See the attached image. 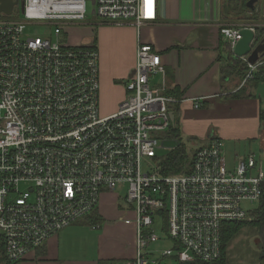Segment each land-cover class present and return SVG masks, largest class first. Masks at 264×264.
Segmentation results:
<instances>
[{
	"label": "built area",
	"instance_id": "1",
	"mask_svg": "<svg viewBox=\"0 0 264 264\" xmlns=\"http://www.w3.org/2000/svg\"><path fill=\"white\" fill-rule=\"evenodd\" d=\"M22 2L23 19L0 20L4 264L27 260L63 230L98 213L105 195H115L121 220L136 231L135 258L125 264L219 261L225 224L249 220L251 205L264 195V159L250 155L229 165L226 145L215 137L193 153L188 150L192 159L181 172L161 174L166 157L160 158L158 151L160 143L170 141L171 115L185 102L199 110L207 98L167 95L165 83L152 87L153 77H165L162 56L139 40L135 75L125 83L126 99L116 113L103 115L97 45L94 40L88 45L68 40L71 27L96 28L97 21L131 26L139 34L157 21L159 0ZM89 15L94 21H88ZM28 25L55 27V40L25 39ZM244 29L256 34L251 25L222 27L233 51ZM241 60L248 65L245 86L264 59L254 65L247 57ZM156 227L172 243L160 253L163 239Z\"/></svg>",
	"mask_w": 264,
	"mask_h": 264
},
{
	"label": "crops",
	"instance_id": "2",
	"mask_svg": "<svg viewBox=\"0 0 264 264\" xmlns=\"http://www.w3.org/2000/svg\"><path fill=\"white\" fill-rule=\"evenodd\" d=\"M244 4L243 0H159L157 21L144 25L139 34L131 26L99 25L97 21L96 38L85 33L72 38L68 35V40L73 45H88L96 40L100 56L101 109L104 103L113 104V110H101L103 115L116 113L126 99L125 83L135 75L139 40L141 44L153 46L162 56L165 77H153L152 87H162L165 83L167 95L207 98L199 110L192 102L176 108L175 124L181 135L184 133L191 141L200 140L204 145L215 137L224 141L226 147L237 145L239 149L244 145L245 156L235 149L234 157L230 158L238 161L259 150L264 152V119H261L264 112L261 84L264 83L251 82L242 86L243 81L237 75L228 77L223 72L229 52L233 50L221 29L247 25L239 17ZM80 28L95 31L93 27H76ZM241 90L240 98H232ZM248 153L252 154L246 155ZM106 200H111L114 207L107 206ZM98 214L104 220V234L119 225H124L129 232L123 241L116 242L117 248L110 246L107 235L103 234L97 238L92 256H61L62 232L52 238L40 254L37 251L19 264H125L134 259L136 231L121 220L115 195L103 197Z\"/></svg>",
	"mask_w": 264,
	"mask_h": 264
},
{
	"label": "rangeland",
	"instance_id": "3",
	"mask_svg": "<svg viewBox=\"0 0 264 264\" xmlns=\"http://www.w3.org/2000/svg\"><path fill=\"white\" fill-rule=\"evenodd\" d=\"M243 1L245 2V4H247L248 0H243ZM263 2L264 0H257V4L255 6H256L257 11H260L256 13L255 16L257 17H259V14L261 13V9L263 8V5H262ZM88 8H89V12H91L92 5L89 4ZM22 13H23V5H22V0H20V4L17 6L15 10V14L13 16H6V17L0 16V20H16V19H19L21 16H22L21 18L23 19V15H21ZM239 17H240V20L244 21L243 23L254 26L256 29L258 28L257 24L251 21V18H252L251 12H248L247 10L246 12L243 11ZM88 21L89 22L94 21L92 15L88 16ZM242 21L240 23H242ZM260 27L262 28L264 27V25H261ZM54 28L55 27H51L49 25H28L26 27L24 38L27 39V38L41 37L43 39L49 38V39L55 40V37H53ZM94 29H95L94 32L93 31L90 32L88 28L76 29V27H71V29L68 30V35L69 37L72 38L73 36L75 37L80 36V34L90 33V36L92 34L91 38H96L97 27ZM261 85H263L261 93L264 98V84H261ZM105 108L107 110H113V104L112 103L102 104L101 110ZM182 133H183V130H182ZM179 144L185 145L187 149L192 153L197 148L204 145V143L200 140L191 141L189 136L183 133L181 141L170 140L165 143H160L159 148L161 150L158 151V156L160 158L167 157L170 151L177 148ZM243 147L244 145H242L239 149L237 145H231V146L226 147L225 153H227L226 159L229 165H232L233 163L232 159L230 158L234 157L235 149L240 150V155L245 156ZM192 153L190 154L188 152L190 161L192 159ZM252 153H248L246 155H250ZM254 155L257 160L264 158V152H262V150L255 152ZM117 193L118 192H116V194ZM105 203L109 207L111 206L114 207L113 202L111 200H106ZM119 203L123 205L124 201L120 200ZM258 207H259V204L257 203H255L254 205H251L252 211L257 210ZM253 217L254 216L251 213L249 220L244 221V222L252 223L254 219ZM229 224L231 223H227L225 224V226ZM103 231L102 230L94 231L91 229V226L85 222L73 224L69 228L63 230L62 231L63 233L60 232L62 233V237L60 238V241H59V249H60L61 256H67V257H74L76 255L84 256V257L92 256L94 252L96 251L97 238H100V236H102L105 233ZM156 231H157V234L161 236V238L163 239L161 244L158 246V251L160 253V250H164L165 248L170 247L172 243L168 242V237L161 227H156ZM128 234L129 232L126 231L125 226L119 225L118 227L113 228L110 231H107L106 234L104 235H107L109 245L116 246L117 248L118 245L116 244V242L123 241L126 237H128ZM262 243H263V239L261 238L259 231L257 229L252 228L251 226H245L241 230L237 238L232 242V244H230V247L228 249V259H227L228 261L226 262V264H264L259 259V252H260L259 250H260V247L262 246ZM167 262H169V260H167ZM167 262H165L164 264H168Z\"/></svg>",
	"mask_w": 264,
	"mask_h": 264
},
{
	"label": "trees",
	"instance_id": "4",
	"mask_svg": "<svg viewBox=\"0 0 264 264\" xmlns=\"http://www.w3.org/2000/svg\"><path fill=\"white\" fill-rule=\"evenodd\" d=\"M261 3V2H260ZM263 8L261 9V13L259 14V17L255 16L257 12L256 6L253 10L249 9L247 7V4H244V11L246 10L248 12L252 13L251 21L257 24L256 29V36L257 41L259 42L264 38V27H260L261 25H264V2H263ZM263 11V13H262ZM263 23V24H262ZM96 43V40H95ZM230 50V47H229ZM228 62L226 69L223 71L224 75L230 77L233 74L237 75L242 81L246 77V74L248 72V65L241 59H235L233 52H229ZM255 82V83H264V66L260 67L258 73L256 74L255 79L248 82ZM242 95V90L236 94L232 95V98H240ZM261 119H264V112L261 114ZM181 131L177 125L175 124V127L173 126L171 128V131L168 133L167 138L169 140L173 141H181ZM193 141V140H192ZM190 161L188 156V149L185 145L179 144L177 148H175L174 151H171L169 155L166 157V160L164 163L161 164L159 172L164 175L173 174V173H179L181 172L185 165ZM252 215L254 216L252 223H231L227 226H224L223 228V235H222V256L219 261L214 263H201V262H195V263H173V264H226L228 261V249L230 247V244L237 238L241 230L245 226H251L254 229H257L260 233L261 238L263 239L262 246L260 247L259 252V259L261 262L264 263V195L259 203V207L257 210L252 211ZM87 224H103L104 220L102 217L97 213H93L90 217H88L85 221H83ZM40 250H43V247L38 250L40 254ZM26 261V260H25ZM24 262V261H23ZM22 263V262H21ZM0 264H4V257H3V247L0 246ZM19 264V263H17Z\"/></svg>",
	"mask_w": 264,
	"mask_h": 264
},
{
	"label": "water",
	"instance_id": "5",
	"mask_svg": "<svg viewBox=\"0 0 264 264\" xmlns=\"http://www.w3.org/2000/svg\"><path fill=\"white\" fill-rule=\"evenodd\" d=\"M20 0H0V16H13ZM257 0H250L247 7L251 10L255 8ZM22 5L24 3L22 2ZM242 40L234 48V58H248V62L252 65L264 59V38L257 41L256 34L250 29H244L241 32ZM171 119L175 122V115H171Z\"/></svg>",
	"mask_w": 264,
	"mask_h": 264
}]
</instances>
